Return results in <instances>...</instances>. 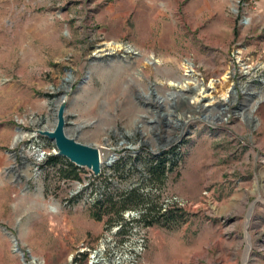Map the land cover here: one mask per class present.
I'll return each instance as SVG.
<instances>
[{
    "label": "rangeland",
    "instance_id": "1",
    "mask_svg": "<svg viewBox=\"0 0 264 264\" xmlns=\"http://www.w3.org/2000/svg\"><path fill=\"white\" fill-rule=\"evenodd\" d=\"M0 264H264V0H0Z\"/></svg>",
    "mask_w": 264,
    "mask_h": 264
},
{
    "label": "water",
    "instance_id": "2",
    "mask_svg": "<svg viewBox=\"0 0 264 264\" xmlns=\"http://www.w3.org/2000/svg\"><path fill=\"white\" fill-rule=\"evenodd\" d=\"M66 111L67 95H63L56 111L53 129H38L36 134L46 137L54 143L57 156L67 159L70 163L80 168L88 169L95 177L100 176L103 166L100 148L81 143L68 135L66 130Z\"/></svg>",
    "mask_w": 264,
    "mask_h": 264
},
{
    "label": "built area",
    "instance_id": "3",
    "mask_svg": "<svg viewBox=\"0 0 264 264\" xmlns=\"http://www.w3.org/2000/svg\"><path fill=\"white\" fill-rule=\"evenodd\" d=\"M260 1L261 0H237L240 24L242 26L250 24L252 16L257 11Z\"/></svg>",
    "mask_w": 264,
    "mask_h": 264
},
{
    "label": "trees",
    "instance_id": "4",
    "mask_svg": "<svg viewBox=\"0 0 264 264\" xmlns=\"http://www.w3.org/2000/svg\"><path fill=\"white\" fill-rule=\"evenodd\" d=\"M167 153L156 156L153 160L150 161V171L154 174L163 176L166 172V163H167ZM55 158H53L54 160ZM146 217L145 215L143 216Z\"/></svg>",
    "mask_w": 264,
    "mask_h": 264
},
{
    "label": "bare ground",
    "instance_id": "5",
    "mask_svg": "<svg viewBox=\"0 0 264 264\" xmlns=\"http://www.w3.org/2000/svg\"><path fill=\"white\" fill-rule=\"evenodd\" d=\"M185 75L186 76H189V77H187L182 83V85L183 86H185V87H187L189 84H191L192 83V76H191V71L190 70H186V73H185ZM201 86V90H202V85H200ZM203 92H205V91H203ZM203 97H205V96H203ZM202 98V97H201ZM194 100H195V98H193ZM160 101H162V99H159ZM199 100V99H198ZM206 105V104H205ZM20 140V138H17L16 139V141L15 142H17V141H19ZM101 161L103 162L104 160H107L108 161V163H113V161H114V155H111V154H109L108 152L107 153H102L101 152Z\"/></svg>",
    "mask_w": 264,
    "mask_h": 264
}]
</instances>
